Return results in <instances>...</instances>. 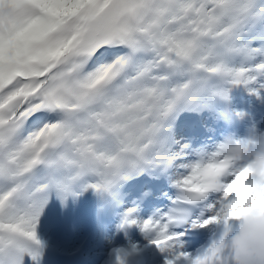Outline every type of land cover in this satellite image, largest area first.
Returning a JSON list of instances; mask_svg holds the SVG:
<instances>
[{"label": "snow or ice", "instance_id": "snow-or-ice-1", "mask_svg": "<svg viewBox=\"0 0 264 264\" xmlns=\"http://www.w3.org/2000/svg\"><path fill=\"white\" fill-rule=\"evenodd\" d=\"M9 2L15 17L0 16V264L38 259L53 192L111 191L148 167H172L188 147L172 150L175 114L229 99L231 86L264 90V0ZM246 143L228 137L196 151L179 166L173 204L140 223L165 264H224L239 175L231 154ZM134 211L125 224L137 223ZM185 223L223 231L190 253L174 230Z\"/></svg>", "mask_w": 264, "mask_h": 264}, {"label": "rangeland", "instance_id": "rangeland-1", "mask_svg": "<svg viewBox=\"0 0 264 264\" xmlns=\"http://www.w3.org/2000/svg\"><path fill=\"white\" fill-rule=\"evenodd\" d=\"M244 90L246 91V94L248 95L247 97L248 105H251L252 109L255 107L256 103H258L260 106L262 105L264 100H263V97L261 96L264 94V90H261L259 93L255 92V94H258V96L255 98L254 96L253 98H251L253 95L252 94L253 91L250 90V86H245ZM210 105L211 103L205 107L187 108V109L180 111L179 113H182L184 115L187 114L190 117H193L194 115H190V114L202 113V112L204 113V111L209 112V110L213 108ZM260 109L261 107H259L256 111L258 114L261 113ZM263 117H264V112L263 114H261V118H259V120H261ZM177 118H181V117L178 115H175L174 119L171 120L172 127L170 129V132L173 131L172 135L170 134L171 147L174 152H179L182 149H184L185 145H187L188 146L187 149H184L187 152V155L179 157L176 161H174V166L172 167H169V168H165L163 166L151 167L152 170L159 167V170H158L159 172L167 173L166 178L168 179L169 183H170V179L173 174L176 175L178 174L177 172L181 173V172L186 171L185 169L179 167L182 163L188 162L196 158L195 153L197 150H194V149H196L200 145H203L204 143L207 144V142L192 143V144L188 143V141L186 140L188 139L189 135L188 137L184 136L185 138H182L183 142L182 141L179 142L178 145L177 143H174L175 141L177 142L178 140L175 137L180 136V135L175 136L176 134H175L174 129H175V123L178 121L176 120ZM249 119L252 120V118H249ZM206 128H209V126H207ZM174 181L175 180L172 179L171 184H168V186L173 188V190L175 189L177 190V188L175 187ZM85 183H95V181H87ZM89 189L96 190L93 187H80L76 189V194L74 195H77L78 193L84 192ZM162 194L163 195L166 194V196L163 197L162 195H160V193H158L156 199H158L159 201L155 202L156 204L152 203L148 205L149 207L143 206L140 203L126 204V206L123 207V209L125 210L124 211L125 214H127L130 209H134L135 211L133 213L138 214V216L130 217V219H135L137 223L128 224V232L122 234L120 238L121 240L125 242L124 245L129 246V248L138 249V248H143L142 246L147 247L146 255H145L146 262L142 264H161L162 262H164V259H166V257H161L160 260L156 262L157 260L156 256L157 257L159 256L158 253L159 254L163 253L164 256H166L167 254L164 252H161L160 249L157 248L156 245L151 243L152 237L150 235H147L144 231H142L140 223L138 224V221H140L139 217L142 220H146L149 217H153L158 212V210L164 211L162 210L163 209L162 205H163L165 198L168 197V191L164 190ZM113 195H117V192L114 191ZM71 196L73 195H68L67 198H70ZM115 199L118 201V204L120 203L121 205V200L118 198H115ZM45 208L46 209L43 210V213L40 217V221L38 225V238L44 247V251H40L41 254L36 260H33L31 255L26 254L24 257V264H59L60 263L58 259L59 255L69 256L73 252L75 253L76 251H79L80 248L82 247H83L82 248V253H83L86 251L88 246L90 247L93 244L99 245L100 242L102 243L104 242L103 246H105V244L106 246L102 249L101 258H98V259H102L104 256V253H106V251L110 249V246L111 247L114 246V244L112 245L109 241V239H112V235H113L112 222L109 224L107 223L94 224L92 227L93 228L92 230L85 231L82 226L83 217L81 216V213L77 211L73 207V205L66 206L64 204V200H62L58 195H56L55 192L52 193V195L50 196L49 201L47 205L45 206ZM212 227L210 229H212ZM184 245H187V244L184 243ZM84 255H81V256L83 258H86L87 256H84ZM61 260L62 258H60V261Z\"/></svg>", "mask_w": 264, "mask_h": 264}, {"label": "clouds", "instance_id": "clouds-1", "mask_svg": "<svg viewBox=\"0 0 264 264\" xmlns=\"http://www.w3.org/2000/svg\"><path fill=\"white\" fill-rule=\"evenodd\" d=\"M15 15L16 8L9 0H4L0 4V16L14 18ZM239 140L248 143L239 145L231 154L234 170L239 175L230 191L229 200L236 202L230 209L227 234L220 240L224 264H230L229 257L235 264H264V131ZM227 176L228 171H225L214 177V182L221 184ZM209 179L203 176L197 183L207 184ZM249 194L252 198L247 199Z\"/></svg>", "mask_w": 264, "mask_h": 264}, {"label": "bare ground", "instance_id": "bare-ground-1", "mask_svg": "<svg viewBox=\"0 0 264 264\" xmlns=\"http://www.w3.org/2000/svg\"><path fill=\"white\" fill-rule=\"evenodd\" d=\"M254 94L252 95V97L251 98H253V96H254V98L255 97H257L258 96V94H255V92H253ZM261 96V95H260ZM260 98V97H259ZM258 101H259V99H258ZM260 107V105L258 104V103H256L255 104V107L253 108V118H252V122L253 123H255V125L258 127V128H260L259 129V131H264V120H259V118H261V114H262V112H264V108L263 107H261V113H257L256 111H257V109ZM205 115L207 114V113H204ZM205 115H198V118H199V121H201L204 125H206L205 124ZM206 127H207V125H206ZM210 127V129H212V127H213V125H211V126H209ZM208 132H210L209 130H207ZM178 135H180L179 137H175L176 139H178L177 140V145L179 144V142H181L182 141V138H185L184 137V135H182V134H178ZM207 135H211V137H216L215 135H214V132H212V133H207ZM190 137V136H189ZM183 142V141H182ZM198 143H200V141H197ZM194 143V142H193ZM215 145H217V143L215 142V141H213V143L212 144H210V145H208V146H205V148H207L208 150H212L213 149V147L215 146ZM198 148H203L204 149V147H202V145H200V146H198ZM176 167V166H175ZM177 170V169H176ZM175 170V171H176ZM177 172V171H176ZM175 172V173H176ZM178 174L180 173V172H177ZM178 174H176V175H172V177H171V179H170V183L169 184H171V181H172V179H176V177H177V175ZM87 182V181H86ZM80 188V187H79ZM172 188L170 187V186H168L167 188H166V190L169 192L170 190H171ZM156 192H158V191H156ZM131 204V203H130ZM163 206V205H162ZM161 208V207H160ZM134 213H132V215L131 216H138V214H134ZM83 219V218H82ZM139 220L140 221H138V224L139 223H141L143 220L142 219H140V217H139ZM209 226V225H208ZM208 226H206V227H203V229H202V232H203V234L206 232V230H207V227ZM110 238V237H109ZM94 239V238H93ZM91 240V239H90ZM97 240V239H96ZM95 241V240H94ZM106 241V240H105ZM109 241H110V243L113 245L114 244V246L113 247H111L110 246V251L111 252H113V251H116V252H118V253H122V252H126V253H128V254H131V255H133L134 256V254H137V256H136V260L139 262V264H142L143 263V260H144V255L146 254V250H147V247L146 246H142L143 248H138V249H132V248H129V246H126V245H124V241L123 240H121L120 238H117L116 237V239H115V241L113 240V238L112 239H109ZM93 243V242H92ZM102 242H100V246L99 245H91L90 247L88 246V248L86 249V251L85 252H83L82 253V248H80V250L79 251H76L75 253L73 252L72 254H71V256H67V257H64V258H62V260H61V264H103V262H104V258H103V261H101L102 259H98V258H101V253H102V249L106 246V244H105V246H103V243L101 244ZM110 244V245H111ZM85 245V244H84ZM89 245V244H88ZM109 245V244H108ZM83 246V245H82ZM185 246V249L186 250H188V248H189V245H184ZM78 250V249H77ZM109 250H107V251H109ZM107 251H106V253H107ZM110 251H109V253H110ZM80 253H82V254H80ZM85 254V255H84ZM108 254V253H107ZM107 254H105L104 255V257L107 255ZM161 254H163V253H161ZM161 254H159L158 253V255L160 256ZM81 255H84V256H87L86 258H83ZM166 255V254H165ZM143 257V258H142ZM146 259V258H145ZM158 259V258H157ZM148 263V262H147Z\"/></svg>", "mask_w": 264, "mask_h": 264}]
</instances>
